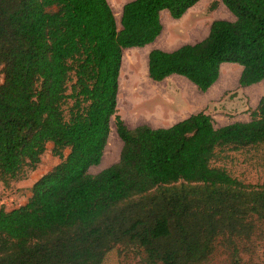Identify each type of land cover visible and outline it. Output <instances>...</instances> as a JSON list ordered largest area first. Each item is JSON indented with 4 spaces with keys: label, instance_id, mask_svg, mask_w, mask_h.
Here are the masks:
<instances>
[{
    "label": "trees",
    "instance_id": "16d2710c",
    "mask_svg": "<svg viewBox=\"0 0 264 264\" xmlns=\"http://www.w3.org/2000/svg\"><path fill=\"white\" fill-rule=\"evenodd\" d=\"M199 1L132 0L118 30L107 0H0V184L36 170L49 143L60 160L26 204L0 209V264H102L115 247L143 264H206L217 248L234 258L264 241V183L212 165L225 150L264 145V96L249 122L218 129L204 112L158 129H128L117 115L123 51L157 39L162 11L179 20ZM219 1L235 21L150 51L151 81L177 75L205 93L223 63L242 67L239 88L264 81V0ZM112 119L118 161L90 175Z\"/></svg>",
    "mask_w": 264,
    "mask_h": 264
},
{
    "label": "rangeland",
    "instance_id": "374dc122",
    "mask_svg": "<svg viewBox=\"0 0 264 264\" xmlns=\"http://www.w3.org/2000/svg\"><path fill=\"white\" fill-rule=\"evenodd\" d=\"M132 0H107L111 10L116 7V9H122L125 3ZM55 11V8L50 9ZM167 13V12H166ZM114 15V14H113ZM167 15V16H165ZM121 16V14H120ZM169 17L168 14L162 13V24L169 25V21H165V18ZM116 25L119 29L120 18L114 16ZM216 20H225L229 22H234L235 17L226 9V7L219 0H201L199 1L185 16L181 21L174 22L170 25L168 33H166V38H163V42L168 44V49H175L184 44L194 43L203 40L209 31L210 24ZM176 21V20H174ZM195 35L194 39L191 37ZM151 47H148V49ZM138 50H126L123 52V69L124 78H128L133 75V65L136 60L142 58L145 62L147 58L145 56V51L141 50L143 48H137ZM138 56V57H137ZM122 72L119 74L121 76ZM119 76V77H120ZM150 80V79H149ZM151 81V80H150ZM0 83H2V75L0 73ZM154 83V82H153ZM180 81L176 77H170L162 84H153L162 90L161 94L156 95L153 98H148L142 105H137L132 107L135 109L136 113L144 112L146 114L142 115L141 120L144 116H148L150 119H156L155 113L160 106L163 94H169L171 96L175 95L176 92L182 93V87H179ZM184 84V83H183ZM166 88H164V87ZM254 86V85H253ZM184 87V86H183ZM119 90V81H118ZM186 96L191 98L193 95L191 91L185 87L184 88ZM194 90V89H193ZM261 93V94H260ZM173 94V95H172ZM260 94V96H258ZM264 95V88L261 89V85L244 88H234L232 91L227 92L220 99L215 102H211L205 109V114L211 116L214 123V128H219L228 123L242 122L249 118V114L257 106L258 100ZM71 102H67L63 106L66 118H68V109ZM129 111L132 112L130 109ZM154 113V114H153ZM117 110V115L124 119V124L128 129H133L139 126L142 122L134 123L130 117L123 118V114ZM153 117V118H152ZM250 119V118H249ZM115 134L110 141L105 146L103 157L101 163L98 166H93L89 169L88 173L90 175H95L101 170L110 167L118 161L119 154L122 148V143L118 138L114 126L113 119L110 122V133ZM51 144L47 145L46 152L42 156L41 165L44 170H48L55 166L60 160L53 157L51 154ZM67 150L65 154H67ZM212 165L216 167L224 168L232 177L242 181L245 184L256 185L264 183V145L258 148L247 149L241 152H230L225 150L223 153L217 154V157L212 161ZM0 185V209L3 208L7 211L17 208V206L23 201V191L15 188V185L10 186L8 189L1 188ZM22 191V192H21ZM243 249L238 253L236 257H232L229 251H225L222 248H217L215 253L210 258L209 262L206 264H264V241L253 239L247 246L242 247ZM247 249L248 252H245ZM102 264H143L142 256H140L136 251H126L121 247H115L107 255Z\"/></svg>",
    "mask_w": 264,
    "mask_h": 264
},
{
    "label": "crops",
    "instance_id": "0c3cea01",
    "mask_svg": "<svg viewBox=\"0 0 264 264\" xmlns=\"http://www.w3.org/2000/svg\"><path fill=\"white\" fill-rule=\"evenodd\" d=\"M192 8H190L183 15V17L181 19H179V20L174 21V19H172V18L169 19L168 17H166L165 18L166 24H167V21H169L171 23L169 25L167 24L166 26L163 25L162 21H161L162 20V13H165V14H168V13H166L167 11H162L160 13V22L162 24L161 34L157 37V39L152 44H149V45L145 46L143 49H141V50H144L145 48H147V50L145 51L146 58L148 57L149 52L152 51V50H161V51H165V52H171V51L177 49V48H175V49L169 50L168 49V44L166 42H163V38H166V35H167L166 33H168V31H169L168 29H169L170 25L174 24V22H178V21L183 20L185 18V16L187 15V13ZM165 16H167V15H165ZM117 29H118V27H117ZM120 29H121V26L119 27L118 30H120ZM194 38H195V35H193L191 37V39H194ZM197 42H199V41H197ZM197 42H194V43H197ZM194 43H190V44H194ZM148 47H151V48L148 49ZM126 50H138L139 51L140 49L132 48V49H126ZM126 50H124V51H126ZM122 65H123V54H122V62H121L120 73L122 71ZM241 72H242V67L237 65V64H230V63L221 64L220 65V69H219V78H218V80L205 93L199 91L192 83H190L189 81H187L185 78H183L181 76H177V75L170 76V77H176V78L179 79L180 84L178 86L182 87V93L180 94V93L176 92L175 95H177V96L174 97V96H171L169 94H166V90H165V94L162 95L163 98L161 99L160 106H159L158 110L156 111V113L154 114L156 116L155 118L158 119V121L155 120V119H150V118H148V116H144L143 120L140 121V122L143 121V123L140 124L139 126L145 125V126H148L151 129L168 128V127H170V126H172V125H174V124H176V123L188 118L191 115L198 114L200 112H204V109L211 102H215L216 100H218L222 96H224L225 93L230 92L234 88L239 87L238 80H239V77L241 75ZM170 77H168V78H170ZM168 78H166L162 82L166 81ZM118 81H119V79H118ZM162 82H154V83L161 85ZM259 85H261V89H263L264 88V81H262V82H260L258 84H255L254 86H259ZM254 86L252 85V87H254ZM185 87H187L191 91L190 93L193 94L191 96V98L186 96V93H185V90H184ZM249 87H251V86H249ZM164 88H166V87H164ZM247 88L248 87H246L244 89H247ZM260 94L258 96H260ZM122 120H124V119H122ZM249 121H250V119L248 118V120L242 121V122L246 123V122H249ZM229 124H231V123H228V124H225L223 126H220L219 128L227 126ZM49 144H51V143H49ZM51 147H52V144H51ZM67 152H68V150H67ZM67 154H65V156ZM41 162H42V159H41ZM59 162L57 164H59ZM40 165H41V163L38 165L36 170H34L32 172H29L27 174V177L24 180L11 183L10 186L15 185L16 189L24 190L23 191V196L21 198V199H23V201H21V203L17 206V208L19 206H22V205L26 204L27 200L30 198V195H31L30 194V189L33 186V184L40 177H42L44 174H46L53 167L56 166L55 165V166H53L52 168H50L48 170H44V167H42ZM0 185L2 186V184H0ZM1 188H2V190L5 189L3 186ZM5 211H7V210H5Z\"/></svg>",
    "mask_w": 264,
    "mask_h": 264
},
{
    "label": "bare ground",
    "instance_id": "6f19581e",
    "mask_svg": "<svg viewBox=\"0 0 264 264\" xmlns=\"http://www.w3.org/2000/svg\"><path fill=\"white\" fill-rule=\"evenodd\" d=\"M112 13L117 18H120L121 9L112 8ZM133 75L128 78H124V69L122 67V74L119 78V90L117 94V110H119L123 116L130 117L132 122L137 123L141 120L142 115L146 114L144 112L136 113L135 107L137 105H142L148 98H153L158 94H161L162 90L159 87L153 85V81L148 78L147 72V61L145 62L142 58L136 60L133 67ZM132 110L129 111V110ZM154 114V113H153ZM115 134H109L108 142Z\"/></svg>",
    "mask_w": 264,
    "mask_h": 264
}]
</instances>
